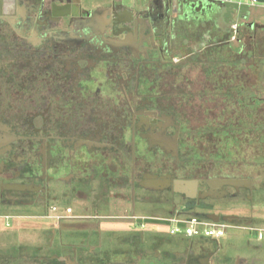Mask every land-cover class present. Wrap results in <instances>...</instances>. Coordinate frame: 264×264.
<instances>
[{
  "label": "flooded vegetation",
  "instance_id": "af4514ba",
  "mask_svg": "<svg viewBox=\"0 0 264 264\" xmlns=\"http://www.w3.org/2000/svg\"><path fill=\"white\" fill-rule=\"evenodd\" d=\"M160 1L128 24L113 2L90 10L82 0H0V211L12 209L14 219L7 228L23 218L19 207L58 212L51 205L63 195L58 184L85 187L93 179L82 170H100L109 181L123 174L132 200L143 191L151 206L154 195L177 192L178 183L210 178L193 154L211 143L212 151L221 149L208 131L237 120L249 86L217 83L216 54L230 36L219 35L216 24H185L196 10L173 23L171 3L169 21L147 24V17L166 15ZM235 64L231 70L241 68ZM62 209L59 223L113 218L144 228L167 222L172 230L173 218L188 219L182 210L105 217Z\"/></svg>",
  "mask_w": 264,
  "mask_h": 264
},
{
  "label": "crops",
  "instance_id": "0c3cea01",
  "mask_svg": "<svg viewBox=\"0 0 264 264\" xmlns=\"http://www.w3.org/2000/svg\"><path fill=\"white\" fill-rule=\"evenodd\" d=\"M61 1L66 0H56ZM155 1L82 0V4L91 10L113 2L128 24H134L139 19L137 14L145 11L148 3L155 5ZM209 1L195 14H187L189 21L185 24L202 23L209 27L216 24L221 29L219 35L231 25L243 24L253 34L264 32V0L241 7L232 2ZM198 15L204 18L200 23ZM210 130L208 133L221 149L212 151L211 143L193 154L202 159L209 179L191 181L196 182V187L178 183L177 192L154 195L157 204L151 206L149 201L141 200L143 191L137 192L136 201L132 200L123 174H109V181L102 178L100 170H82L84 177L93 174L95 178L85 187L75 181L58 184L59 192L64 191L59 195H63L51 204L60 208L58 212L47 210V215L42 204H35L16 210L23 218L17 219L12 228L1 222L0 264H264V160L258 158L264 156V149L243 147L247 145L241 143L240 137L236 138L240 134L237 130L220 127ZM227 142L233 145L227 146ZM65 205L79 214L98 212L105 217L128 210L154 217L182 210L188 219L213 221L217 216L218 222L230 223L232 227L224 237L215 240L172 234L167 222L153 221L146 228L138 221L113 218H104L100 224L83 220L59 223L53 217L59 216ZM10 214L12 209L0 211V216Z\"/></svg>",
  "mask_w": 264,
  "mask_h": 264
},
{
  "label": "rangeland",
  "instance_id": "374dc122",
  "mask_svg": "<svg viewBox=\"0 0 264 264\" xmlns=\"http://www.w3.org/2000/svg\"><path fill=\"white\" fill-rule=\"evenodd\" d=\"M245 26L246 24H243L241 27L231 25L230 28L226 30L230 38H227V43L222 47V53L216 54L217 58L222 62L219 69L216 71V81L219 84L224 83L228 85L229 79L227 76L231 71V66H235L236 61L239 65H243L246 71L242 69L240 75L243 78L244 84L249 86V88L247 87L248 90L245 95L246 100H244V104L246 105V109L250 111L251 105L255 108L256 106H264V64H260L257 69L251 68V66L254 65V55L257 56L258 59H264V32H258L255 35L253 32L248 31ZM240 47L241 51H239ZM241 61H244V64L240 63ZM219 72L222 75V72L226 73V76L223 75V80H221ZM233 77L234 75L230 76L231 79ZM204 83L207 82L204 80ZM249 100L253 102L251 103ZM255 101H257L256 104ZM235 105H237V103ZM226 144L227 146L228 144L232 146L233 142H227Z\"/></svg>",
  "mask_w": 264,
  "mask_h": 264
},
{
  "label": "trees",
  "instance_id": "16d2710c",
  "mask_svg": "<svg viewBox=\"0 0 264 264\" xmlns=\"http://www.w3.org/2000/svg\"><path fill=\"white\" fill-rule=\"evenodd\" d=\"M254 59H255L253 60L254 65H252L251 68L257 69L260 64H264L263 58L258 59V57L254 55ZM240 69L244 70L245 68L243 65H241ZM240 69L238 68L236 70H231L229 72L227 76V78L229 79V83L227 86H230L232 88H235L237 86H239L240 88L244 87L245 84L243 82L242 76L240 75L242 73V70ZM222 73L223 75L226 76L225 72H222ZM229 75L230 76L234 75V77L231 79ZM230 89L231 88H229V90ZM242 94L244 97V92H242ZM231 102H233V100H230L227 103H231ZM244 103L245 101L242 98V100L239 103V109L235 108V113H236L235 115L237 117V120L235 119V121H233L232 119H230L231 117H228L229 119H227L226 121L227 122L226 128L231 131H234V130L239 131L240 134H238L236 138L238 139V137H240L241 143H244V145H247L243 147H248V148L250 147L251 149L258 148L259 150L264 149V106H261V107L256 106L255 108L251 105L250 109L254 108V113H255L254 114V113H251L248 109H246V105ZM230 106L232 105L230 104ZM230 111H232V108L230 109ZM258 158L264 160V156H261V157L258 156Z\"/></svg>",
  "mask_w": 264,
  "mask_h": 264
},
{
  "label": "built area",
  "instance_id": "2783aa9c",
  "mask_svg": "<svg viewBox=\"0 0 264 264\" xmlns=\"http://www.w3.org/2000/svg\"><path fill=\"white\" fill-rule=\"evenodd\" d=\"M223 2H232L236 3L240 7L243 5H255L261 3L263 0H220ZM55 219H60V216H54ZM5 223L7 227L10 226L11 217L8 215L0 216V224L1 222ZM172 230L171 233H182L186 236H204L214 238L215 240H219L225 236L226 231L232 227L230 223L226 222H213L206 220H197V219H179L173 218L172 220Z\"/></svg>",
  "mask_w": 264,
  "mask_h": 264
},
{
  "label": "water",
  "instance_id": "95a60500",
  "mask_svg": "<svg viewBox=\"0 0 264 264\" xmlns=\"http://www.w3.org/2000/svg\"><path fill=\"white\" fill-rule=\"evenodd\" d=\"M211 1L209 0H161L159 2L160 7H162V11L164 10V8L166 7V15L163 14H159L158 17H147V24H162L161 22H164V20H168L169 21V14H168V10L169 7L171 5V3H173V23L176 21V19L180 16H182L183 14L189 12V11H200V7H203V4L206 3H210ZM6 5V4H5ZM150 7V6H149ZM148 7V8H149ZM160 10V8H158ZM6 15H8L6 13ZM54 16V15H53ZM162 27V26H161ZM252 27L256 28V25H253ZM187 186H195L196 187V182H185ZM212 182H210L209 184H211ZM2 189H6V190H19L20 188L17 186H6V187H2ZM193 189V188H192ZM195 190V189H193ZM201 197V195H200ZM212 220L214 222H218L220 221V217H214L212 218ZM224 220H227V218H224Z\"/></svg>",
  "mask_w": 264,
  "mask_h": 264
}]
</instances>
